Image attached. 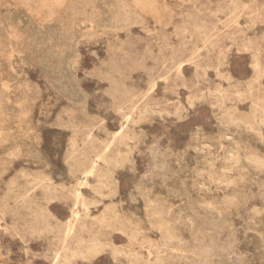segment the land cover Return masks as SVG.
<instances>
[{
  "label": "rangeland",
  "instance_id": "rangeland-1",
  "mask_svg": "<svg viewBox=\"0 0 264 264\" xmlns=\"http://www.w3.org/2000/svg\"><path fill=\"white\" fill-rule=\"evenodd\" d=\"M87 1L0 0V132L24 128L0 135V264H264V0H115L120 30L67 9ZM18 15L77 32L79 102Z\"/></svg>",
  "mask_w": 264,
  "mask_h": 264
},
{
  "label": "bare ground",
  "instance_id": "bare-ground-1",
  "mask_svg": "<svg viewBox=\"0 0 264 264\" xmlns=\"http://www.w3.org/2000/svg\"><path fill=\"white\" fill-rule=\"evenodd\" d=\"M156 1V0H155ZM155 1L154 0H138V4H141L143 6L149 7L151 9H156L155 7ZM84 2V1H83ZM130 4V3H129ZM67 9L73 11V13L75 14H85V15H89L95 18L97 24L100 27L103 28H108V29H112V30H120V29H125L135 23H137V16L135 13L133 12H129L127 11L128 9H124L122 8V6H119L115 0H88L87 2H85L83 5H78L75 3L70 2L69 6L67 7ZM143 8H141L142 10ZM147 9V8H146ZM74 17V16H73ZM76 17V16H75ZM74 17V18H75ZM14 21L25 31V35H26V39L27 41L32 45V53L33 55H35L38 60L39 63L41 65V67L43 68V70L45 71L46 75L48 76V78L51 80V82L66 96L68 97L72 102H75V104L77 102L80 101L81 99V95H80V90L74 80L73 77V73L70 71L69 65H68V61L75 58L76 56V49H75V45H76V40H77V32L74 29H71L68 32H63L55 23H50V24H46V25H42L40 23L37 22H33L29 17L25 16V15H18L14 18ZM11 35V34H10ZM16 36V35H15ZM15 38V37H14ZM56 47L60 50V53H54L53 52V48ZM194 55V54H193ZM3 60L2 57L0 56V81H3L4 79V73H3ZM263 94V93H261ZM264 95V94H263ZM257 96V95H256ZM247 97V96H246ZM194 101V100H193ZM192 101V102H193ZM4 102V101H2ZM0 103V112L2 114H5L8 111V108L3 104ZM195 104V103H194ZM195 106V105H194ZM185 108V106H184ZM228 111V110H227ZM12 119L11 122H4L2 124V129L0 132V135L2 133H5L7 135H9L10 137L16 139L18 135H20L21 133L24 132V128L23 126L20 124V122L15 118L10 116ZM128 120V119H127ZM215 123V122H214ZM219 123V122H218ZM257 124V123H256ZM220 127V126H219ZM217 129V128H216ZM123 131V130H122ZM229 131V130H228ZM120 133V132H119ZM196 136V135H195ZM129 137V136H128ZM214 137V136H213ZM228 137V136H227ZM11 138V139H12ZM123 138V137H122ZM128 139V138H127ZM196 139V138H195ZM198 139V138H197ZM6 140V139H4ZM10 140V139H9ZM129 140V139H128ZM225 140V139H224ZM12 141V140H10ZM130 141V140H129ZM199 141V140H198ZM14 143V142H13ZM201 143V142H200ZM154 146V145H153ZM209 146V145H208ZM216 146V144H215ZM156 147V146H155ZM158 147V146H157ZM192 147V146H191ZM232 147V146H231ZM151 150H154L153 148ZM10 147L7 144L1 143L0 142V162L6 161L9 157H10ZM204 151V150H203ZM9 152V153H8ZM149 152V151H148ZM156 152V151H155ZM158 153V152H157ZM161 153V152H160ZM199 153V152H198ZM152 155V153H151ZM150 155V156H151ZM155 154H153L154 156ZM171 155V154H170ZM199 156V155H198ZM103 157V156H102ZM155 157V156H154ZM239 157V156H237ZM251 157V156H250ZM259 158V157H258ZM157 159V158H156ZM217 159V158H216ZM262 159V158H261ZM260 159V161H261ZM163 160H165V158H163ZM210 160V159H208ZM154 161V160H153ZM162 161V160H161ZM214 161V160H213ZM227 161V160H226ZM229 161V159H228ZM156 162V161H155ZM167 164V163H166ZM178 164V163H177ZM158 165V164H157ZM221 165V164H220ZM136 166V165H135ZM162 167L164 165H161ZM184 166V165H183ZM264 166V165H263ZM166 167V166H165ZM248 167V166H247ZM259 167V166H258ZM156 168V167H154ZM242 168V167H241ZM250 168V166H249ZM264 168V167H263ZM161 169V167H160ZM171 169V168H170ZM163 170V168H162ZM173 171V170H172ZM92 171H89L86 175L90 174ZM165 172V170H164ZM181 172V171H180ZM187 172V171H186ZM185 172V173H186ZM159 173V171H158ZM157 173V175H158ZM156 174V173H155ZM168 174V173H167ZM175 174V173H173ZM179 175V174H178ZM183 175V174H182ZM182 175H180L182 177ZM150 176V175H149ZM162 176V175H161ZM165 176V175H164ZM174 176V175H173ZM179 176V177H180ZM86 177V176H85ZM153 176H151L152 178ZM178 177V176H177ZM178 177V178H179ZM209 177V176H208ZM147 178V176H146ZM150 178V179H151ZM161 178V177H160ZM159 179V178H158ZM163 180H165L162 177ZM169 179H171V177H169ZM153 180V179H152ZM162 180V181H163ZM146 181V180H145ZM161 181V183H162ZM168 181V180H167ZM166 181V182H167ZM140 182V181H139ZM156 182V181H155ZM154 182V183H155ZM264 182V180L262 181V183ZM151 183V182H150ZM142 183H140L141 185ZM147 184V183H146ZM145 184V185H146ZM153 184V183H152ZM165 184V183H164ZM159 185V183H158ZM157 185V186H158ZM162 186V185H161ZM165 186V185H164ZM163 186V187H164ZM156 187V186H155ZM160 187V186H158ZM258 187V186H257ZM256 187V188H257ZM136 188V187H135ZM153 188V187H152ZM161 188V187H160ZM167 188V187H166ZM172 189V188H171ZM176 190V189H175ZM185 190V189H183ZM189 191V189H187ZM186 190V191H187ZM178 191V190H177ZM208 191V190H207ZM133 192V191H132ZM145 192V190H144ZM253 192V191H252ZM81 194V193H80ZM132 195V193H130ZM170 194V193H169ZM173 194V193H172ZM255 194V193H254ZM187 195V194H186ZM185 195V196H186ZM173 196V195H172ZM194 196V194H193ZM249 196V195H248ZM247 196V197H248ZM146 197V196H145ZM174 197V196H173ZM180 197V196H179ZM203 197V196H201ZM230 197V196H229ZM263 197V196H260ZM148 198V197H147ZM191 198V197H190ZM198 197H196L197 200ZM186 199V198H185ZM193 199V198H191ZM237 199V198H236ZM252 199H254V197H252ZM263 199V198H262ZM149 200H151L149 198ZM251 200V199H250ZM193 201V200H191ZM195 202V201H194ZM198 202V201H197ZM150 204V203H149ZM148 204V205H149ZM188 204V203H187ZM185 204V205H187ZM193 204V202H192ZM191 204V205H192ZM195 204V203H194ZM193 204V205H194ZM211 204V202H210ZM189 205V204H188ZM187 205V206H188ZM190 205V206H191ZM264 205V204H263ZM181 206H183L181 204ZM180 206V207H181ZM189 206V207H190ZM214 206V205H213ZM186 207V206H185ZM191 208V207H190ZM194 208V207H193ZM253 208V207H252ZM22 209V208H21ZM27 209V208H26ZM187 208H185L186 210ZM180 210V209H179ZM182 210V209H181ZM180 210V211H181ZM184 210V211H185ZM189 211H193V210H189ZM218 212L220 210H217ZM195 211H193L194 213ZM30 213V212H29ZM183 213V212H182ZM190 213V212H189ZM197 213V212H196ZM206 213V212H203ZM202 213V214H203ZM208 213V212H207ZM211 214V213H210ZM54 215V214H53ZM184 215V213H183ZM192 215V214H191ZM198 215V214H197ZM207 215V214H206ZM203 215V216H206ZM213 214L210 215V217ZM186 216V214H185ZM194 215H192L193 217ZM214 216V215H213ZM212 216V218H213ZM55 217V216H54ZM57 217V216H56ZM202 217V215H201ZM208 217V218H210ZM204 219V217H202ZM207 218V217H206ZM205 218V219H206ZM216 218V217H214ZM183 219V218H182ZM189 219V218H188ZM187 219V220H188ZM196 219V218H195ZM204 219V220H205ZM227 219V218H225ZM58 220V219H57ZM185 220V219H184ZM197 220V219H196ZM201 220V219H200ZM202 220V221H204ZM216 220V219H215ZM230 220V219H228ZM232 220V219H231ZM172 221V220H171ZM202 221H199L202 222ZM211 221V220H210ZM227 221V220H226ZM225 221V222H226ZM192 222V221H191ZM207 222V221H206ZM228 222V221H227ZM255 222V221H254ZM198 223V222H197ZM198 223V225H199ZM215 225V221L213 222ZM221 223V222H220ZM230 223V221H229ZM257 223V222H256ZM187 224V223H186ZM212 224V223H211ZM217 224V222H216ZM220 225V224H219ZM221 225H223L221 223ZM233 225V224H232ZM256 225V224H254ZM258 225V224H257ZM188 226V225H185ZM208 226L211 227V225L209 224ZM190 227V226H189ZM218 227V225H217ZM233 227V226H232ZM199 228V227H198ZM216 230V227H214ZM222 228V227H221ZM224 229V228H223ZM206 230V229H205ZM213 230V229H212ZM192 231L194 232V230L192 229ZM199 231V230H198ZM204 231V230H203ZM214 231V230H213ZM193 232H191L193 234ZM196 232V231H195ZM208 232V229H207ZM189 233V232H188ZM211 233V231H210ZM203 235V232L201 233ZM216 234V233H215ZM214 234V236H215ZM201 235V236H202ZM217 235V234H216ZM220 235V234H218ZM263 235V234H262ZM191 236V235H190ZM208 236V235H207ZM194 237V236H192ZM213 238V235L211 236ZM264 237V236H263ZM176 238V236H175ZM181 238H179L180 241ZM195 241L197 239H194ZM201 240V239H199ZM183 241V240H182ZM180 241V243L182 242ZM203 241V240H201ZM204 242V241H203ZM210 242V241H208ZM212 242V240H211ZM221 243V242H220ZM236 243V241H235ZM198 244V243H197ZM204 244V243H203ZM207 244V243H205ZM212 244V243H211ZM214 244V243H213ZM113 245H115L113 243ZM216 245V244H215ZM218 245V244H217ZM216 245V247H217ZM229 245V244H228ZM227 245V246H228ZM189 246V245H188ZM187 246V247H188ZM200 246V245H199ZM213 246V245H212ZM221 246V245H219ZM218 246V247H219ZM223 246V245H222ZM221 246V247H222ZM232 246V245H230ZM215 247V246H214ZM213 247V249H214ZM224 247V246H223ZM222 247V248H223ZM229 247V246H228ZM206 249V248H205ZM208 249V248H207ZM210 249V248H209ZM230 249V248H228ZM233 249V248H232ZM264 249V248H263ZM194 250V249H193ZM197 250V249H196ZM218 250V249H217ZM221 250V248H220ZM198 251V250H197ZM224 251V249H223ZM176 252V251H175ZM192 252V251H191ZM194 252V251H193ZM192 252V253H193ZM196 252V251H195ZM194 252V253H195ZM199 252V251H198ZM202 252V251H201ZM210 254V250L208 251ZM219 252V251H217ZM225 252V251H224ZM186 253V252H185ZM189 252H187L188 254ZM206 253V252H205ZM205 253L203 252V254L205 255ZM214 253V252H213ZM229 253V252H228ZM233 253V252H231ZM190 254V253H189ZM221 254L223 255V252H221ZM208 255V254H207ZM214 255V254H213ZM226 255V253H225ZM183 256V255H182ZM195 256V255H194ZM215 256V255H214ZM213 256V257H214ZM219 256V255H217ZM191 257V256H190ZM203 257V256H202ZM212 257V258H213ZM216 257V256H215ZM182 258V257H181ZM211 258V259H212ZM222 258V257H221ZM177 259V258H176ZM218 259V258H217ZM193 260V259H192ZM242 260V259H241ZM176 261V260H175ZM184 261V260H183ZM187 261V260H186ZM215 260L213 259V262ZM224 261V260H223ZM182 262V261H181ZM189 262V261H188ZM199 262V261H198ZM197 262V263H198ZM241 262V261H239ZM187 263V262H185ZM184 263V264H185ZM194 263H196L194 261ZM202 263V262H199ZM206 263V262H205ZM221 263V262H220ZM204 264V263H203ZM207 264V263H206ZM228 264V263H227ZM235 264V263H234Z\"/></svg>",
  "mask_w": 264,
  "mask_h": 264
}]
</instances>
